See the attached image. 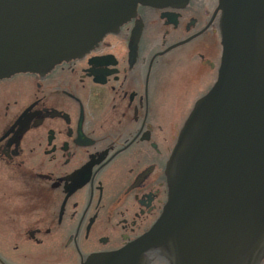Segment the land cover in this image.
I'll use <instances>...</instances> for the list:
<instances>
[{"label":"flooded vegetation","instance_id":"af4514ba","mask_svg":"<svg viewBox=\"0 0 264 264\" xmlns=\"http://www.w3.org/2000/svg\"><path fill=\"white\" fill-rule=\"evenodd\" d=\"M220 17L218 0L140 6L84 56L0 79V264H90L151 230L179 135L218 78ZM185 61L188 79L168 80ZM194 78L207 89L187 97Z\"/></svg>","mask_w":264,"mask_h":264},{"label":"water","instance_id":"95a60500","mask_svg":"<svg viewBox=\"0 0 264 264\" xmlns=\"http://www.w3.org/2000/svg\"><path fill=\"white\" fill-rule=\"evenodd\" d=\"M188 1L0 0V79L84 56L140 6ZM218 11V78L172 152L161 217L90 264H142L153 250L170 263L151 264H255L264 252V0H218Z\"/></svg>","mask_w":264,"mask_h":264},{"label":"rangeland","instance_id":"374dc122","mask_svg":"<svg viewBox=\"0 0 264 264\" xmlns=\"http://www.w3.org/2000/svg\"><path fill=\"white\" fill-rule=\"evenodd\" d=\"M192 61H185V62H181L178 65H176L170 72H169V76L170 78H168V80L172 81V80H187L190 73V65ZM191 86H194L192 89H190V91H185V94L187 95V97L191 96L193 97H197L198 95L202 94L205 92V90L207 88H203L205 85L199 81V79L197 80L196 78H194L193 82L191 83ZM187 87V86H185ZM182 95V94H181ZM193 99H188L186 98V100L183 98L182 100L179 101V105H181V107L183 109L186 108V112L189 111V109H191L193 103H192ZM170 104L172 103V100L168 101Z\"/></svg>","mask_w":264,"mask_h":264}]
</instances>
